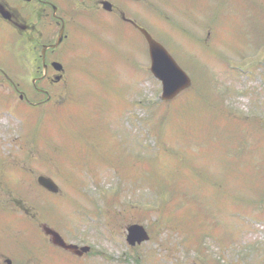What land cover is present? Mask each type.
<instances>
[{
    "label": "rangeland",
    "instance_id": "obj_1",
    "mask_svg": "<svg viewBox=\"0 0 264 264\" xmlns=\"http://www.w3.org/2000/svg\"><path fill=\"white\" fill-rule=\"evenodd\" d=\"M208 1L209 6L205 7ZM117 2L136 16V7L131 2ZM147 2L151 4L150 0ZM262 3L264 0H199L197 9L193 1L196 11L199 10L198 20L189 22L192 15L180 8L185 2L175 9L166 0H153L154 11L150 6L149 14L155 25L152 30L146 18L151 33L157 39V35L163 40L168 37L164 43L180 64L184 57L193 67L197 64L195 69L188 65L190 76L195 78L193 86L171 102H158L154 107L149 105L150 101L152 98L159 101L162 84L150 74V61L145 57L139 35L132 34L135 48L123 52L124 63L114 68L108 61L116 88L105 76L109 70L104 71L100 57L111 37L108 36L109 40L101 37L102 45L98 49L88 40L89 45L85 43L82 48L83 56H87L88 77L76 78L79 86L75 89H80L73 95L74 124L86 137V142L77 147L82 153L75 167L70 163L63 167L61 159L67 157H60L35 169L36 177L54 176L60 194L56 198L43 196L39 191L31 194V203L46 204L39 207L38 215L27 216L37 223H28L21 217L23 229L18 231H9L0 224V252L24 250L28 253L21 255L25 264H34L33 255L40 263L42 258V264H55L53 256H49L56 254L55 260L67 264H264V170L256 171L259 173L248 180L253 173L249 170L253 162L264 159L249 152V147L264 148ZM142 5L146 7L145 0ZM183 21L187 32L182 29ZM82 40L77 33L75 43L78 45ZM118 48L124 50L122 45ZM248 64L255 67H247ZM2 66L12 74L19 72L16 58H5ZM8 86L5 83L0 88L10 93ZM6 90H0V117L8 114L4 109L11 106ZM104 92L108 98L115 96L116 101H109ZM15 99L18 101V97ZM50 105L54 109L60 103L55 101ZM65 108L66 105H61L57 110ZM10 114L15 121L2 118L0 145L4 155L15 160L16 167L9 168L13 164L0 158V184L12 189L17 197L19 189L37 187L26 175L20 176V171L25 170L18 166V159L28 153L19 152L18 156L9 153L17 146L25 147L19 135L31 141L30 145L36 147L34 151L47 156L58 145L51 127L52 114L35 118ZM230 116L248 118L246 121L251 123L258 120L256 138L249 140L253 132H247L242 120L231 123L227 132ZM73 137L76 143L82 142L77 132ZM214 147L222 151H212ZM94 148L102 152L94 156L98 164L90 155ZM210 151L213 155L204 164L205 153ZM101 158L114 166L99 168ZM144 162L147 163L143 167ZM23 164L29 166L27 162ZM148 164L160 166L155 176ZM139 167L145 168L148 178L154 179L157 186L131 179L140 174ZM85 168L88 170L81 175L79 170ZM6 170L14 175H8ZM93 172L95 175H90ZM248 195H260V198ZM57 198L63 200L64 206L57 205ZM6 199L7 196L3 200ZM260 201L261 209L257 212H261L257 217L244 214V211L253 213ZM160 205L161 209L157 210ZM188 212L194 216L185 214ZM136 222L149 225L151 238L140 246L130 247L126 241L127 227ZM44 223L57 228L67 241L89 245L90 251L83 257H71L51 250L43 234L37 232L36 226ZM10 238L16 241L15 246L9 244ZM194 243L196 246H191Z\"/></svg>",
    "mask_w": 264,
    "mask_h": 264
},
{
    "label": "flooded vegetation",
    "instance_id": "obj_2",
    "mask_svg": "<svg viewBox=\"0 0 264 264\" xmlns=\"http://www.w3.org/2000/svg\"><path fill=\"white\" fill-rule=\"evenodd\" d=\"M89 2L90 0H0V64L5 57L29 60L28 68H25L27 75L34 72L39 74L33 88L50 98L49 88L58 85L53 64L70 53L66 42L70 37L69 27L74 9L87 7ZM62 29V42L54 48ZM63 66L66 76L69 66ZM8 76L0 68V77L9 79ZM64 80L67 81V78ZM17 85L25 88L24 84ZM1 257L5 258V254Z\"/></svg>",
    "mask_w": 264,
    "mask_h": 264
},
{
    "label": "water",
    "instance_id": "obj_3",
    "mask_svg": "<svg viewBox=\"0 0 264 264\" xmlns=\"http://www.w3.org/2000/svg\"><path fill=\"white\" fill-rule=\"evenodd\" d=\"M106 7H109L106 4ZM143 33L147 37L150 53L153 60L152 70L156 77L160 78L163 81L164 86V98L170 99L175 96L179 91L188 87L191 83L188 75L181 69L173 57L168 53V51L152 36L145 30ZM40 183L48 188L51 191H57V186L53 183L51 179L41 177ZM130 234L137 236L140 241L147 239L148 236L145 233L143 227L139 225H134L129 229ZM49 233H52L56 240L59 241L62 245H65L61 238L55 233L48 230Z\"/></svg>",
    "mask_w": 264,
    "mask_h": 264
}]
</instances>
